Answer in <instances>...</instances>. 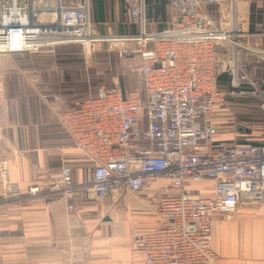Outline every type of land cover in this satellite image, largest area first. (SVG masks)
I'll list each match as a JSON object with an SVG mask.
<instances>
[{
	"label": "built area",
	"instance_id": "built-area-1",
	"mask_svg": "<svg viewBox=\"0 0 264 264\" xmlns=\"http://www.w3.org/2000/svg\"><path fill=\"white\" fill-rule=\"evenodd\" d=\"M240 1L169 0V25L151 31L146 0H130L131 19L142 29L116 36L140 41L120 53L140 55L141 86L127 88L118 78L61 113L62 125L89 161L88 184L96 195L142 196L157 215L155 229L132 239V252L144 264H215L216 218L264 201V139L217 138V116L228 95L257 96L264 117V78L256 80L249 71L242 26L233 13L230 28L215 17V5L229 4L234 12ZM244 1H258L264 15V0ZM91 10V0H0V54L38 53L100 35ZM224 73L231 79L227 89L220 83ZM2 83L0 77V106ZM205 183L210 185L198 186ZM76 187L73 168L65 163L49 190L71 194ZM39 191L30 185L27 193ZM7 194L19 198L23 192L9 183Z\"/></svg>",
	"mask_w": 264,
	"mask_h": 264
},
{
	"label": "crops",
	"instance_id": "crops-1",
	"mask_svg": "<svg viewBox=\"0 0 264 264\" xmlns=\"http://www.w3.org/2000/svg\"><path fill=\"white\" fill-rule=\"evenodd\" d=\"M124 1L130 0H91L93 21L106 25L115 35L138 33L142 28L133 23L130 5ZM223 5L214 6L220 23L222 16L226 19ZM143 12L146 28L151 31L165 29L174 15L169 0H146ZM236 13L238 25L240 16L249 26L264 25L258 1L239 3ZM260 29L264 36V29ZM251 49L250 53H264L263 49ZM48 50L52 56L59 51ZM249 62L254 79H263L264 65ZM35 69V75L26 80L2 78L0 264H70L74 260L81 264H144L143 256L132 252V239L137 232L155 229L157 215L154 219L136 200L123 199L125 195L99 198L88 184L89 161L60 120L64 108L91 92L88 76L82 70H70L61 57ZM220 83L224 89L230 87L227 73L221 74ZM222 114L217 116L218 141L238 140L244 125ZM65 163L72 166L77 187L71 194L52 192L49 185ZM9 183L19 184L23 195L10 198ZM30 185H37L40 191L27 193ZM139 198L144 202V197ZM117 204L124 210L117 209ZM244 205L233 218L217 217L214 222L217 264H264V201Z\"/></svg>",
	"mask_w": 264,
	"mask_h": 264
},
{
	"label": "rangeland",
	"instance_id": "rangeland-1",
	"mask_svg": "<svg viewBox=\"0 0 264 264\" xmlns=\"http://www.w3.org/2000/svg\"><path fill=\"white\" fill-rule=\"evenodd\" d=\"M76 1L77 0H65V2L68 4ZM246 2L248 1L242 0L239 3ZM127 3L129 4V2L124 1V5ZM223 7L226 8L227 11L225 14L226 19L222 16L221 23L222 25L225 23L224 27L230 28L228 23L231 22V6L229 4H224ZM123 9L126 11V7ZM239 18L241 19L240 25L243 29V36H246L243 37L242 42L245 44L246 41L251 39V43H246L245 45V47L249 49L248 57H251L250 59L255 61V63L258 62L260 65H264V58L260 57L255 52L250 53V50L252 51L251 46L264 50V36L260 35L262 34V30L260 28L264 29V25L260 26V28H256V26L252 27L244 23L242 16ZM96 26L98 28V33L102 36H108V34L115 35L114 32L109 31L106 28V25L96 24ZM114 35H109L106 37V40L96 43L91 42L86 44L85 42H68L56 44L55 47H51V49L59 50L54 53L55 56H52L50 52H47L49 51L48 49H44V51L38 53L0 54V77L1 79L4 78V80L10 78L11 76H13V80H26L30 75H35V67L50 63L51 59L55 57H61L63 61L68 62L70 70H82L83 73L88 76V90L91 92L96 91L100 85L113 84L114 80H117L118 78L122 84L133 85L135 88L141 86L140 55L135 52H133L128 57L124 54L122 55L120 53L122 50H131L134 49V47L122 46L121 43L118 42L121 40L120 37H115ZM101 39H103V37H99L95 41ZM139 45L141 44L138 43L137 47ZM251 65L252 64L250 63V66ZM223 110V112H220L223 113L222 117L231 116L235 122L244 125L243 130L240 132L241 134L236 136V139L241 141H257L264 139V117L259 108V98L257 96L244 97L238 93L228 95L226 109ZM209 185L210 183H205L198 186L203 188ZM139 197L140 196L137 198L136 196L128 194L123 196V199L127 198L136 200L145 211H148L147 214H150V216L156 219L155 212H153V210H151L150 207L145 204L144 200V202H141ZM250 204L252 205L253 203ZM116 207L117 209L124 210V207H121L120 204H117ZM128 208V210L131 209L130 211H135L133 208ZM235 215L236 213L221 218H233ZM218 259L219 255L215 264H217Z\"/></svg>",
	"mask_w": 264,
	"mask_h": 264
},
{
	"label": "bare ground",
	"instance_id": "bare-ground-1",
	"mask_svg": "<svg viewBox=\"0 0 264 264\" xmlns=\"http://www.w3.org/2000/svg\"><path fill=\"white\" fill-rule=\"evenodd\" d=\"M239 5V3L237 4V6ZM237 6H236V8L234 9V12H232L231 11V16H232V13H233V17H234V19H236L237 18V13H236V9H237ZM236 17V18H235ZM237 22V21H236ZM243 32V31H242ZM109 35H114V34H108V36ZM107 35H104V36H101V35H96V36H90L89 38H87L86 40H85V42H86V44L87 43H91V42H99V41H102V40H97V41H95L97 38H101V37H103V38H106V37H108ZM115 37H116V35H114ZM245 36V35H244ZM246 37V36H245ZM120 41H118V42H120L121 43V45L122 46H128V47H136L137 46V44L138 43H140V41L139 40H136V39H134V38H121L120 37ZM129 39H130V41H129ZM117 41V40H116ZM258 55H261V56H263L264 57V53H258Z\"/></svg>",
	"mask_w": 264,
	"mask_h": 264
}]
</instances>
